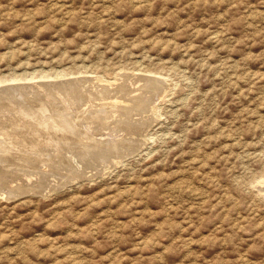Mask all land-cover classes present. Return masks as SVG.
<instances>
[{"label": "rangeland", "instance_id": "rangeland-1", "mask_svg": "<svg viewBox=\"0 0 264 264\" xmlns=\"http://www.w3.org/2000/svg\"><path fill=\"white\" fill-rule=\"evenodd\" d=\"M0 80L1 130L48 172L0 194V264H264V0H0ZM58 112L120 155L57 142Z\"/></svg>", "mask_w": 264, "mask_h": 264}, {"label": "bare ground", "instance_id": "bare-ground-1", "mask_svg": "<svg viewBox=\"0 0 264 264\" xmlns=\"http://www.w3.org/2000/svg\"><path fill=\"white\" fill-rule=\"evenodd\" d=\"M81 72V71H80ZM142 73V72H141ZM86 74H87V72H86ZM93 74V73H92ZM42 76V75H41ZM51 76V75H50ZM76 76H78V75H76ZM81 76V75H80ZM84 76V75H83ZM92 76V75H91ZM30 77V76H29ZM85 77V76H84ZM94 77V76H93ZM121 77V76H120ZM144 77V76H143ZM157 77V76H156ZM155 76H153V77H151V75L150 76H147V77H144V79H145V84H144V87H146L149 91H150V96H146L147 95V92H146V95H144L145 94V92H143L144 94H141V95H139V96H137L136 95V97H134V98H130V100L132 99V100H135L136 99V101H134V102H132V103H134L133 105H137V104H139L140 106H142V107H144V112L146 113V110H145V108H148L149 107V105L150 104H152V102H153V100H154V98L153 97H155L156 96V94H155V96H154V93H158V92H162V86H165L166 87V85H163V84H161L160 82H162V81H160L158 78H156ZM51 78V77H50ZM49 78V79H50ZM53 78V77H52ZM64 78V77H63ZM127 78H128V76H127ZM127 78H126V80H127ZM130 78V77H129ZM135 78V77H134ZM141 78V77H140ZM44 79V78H43ZM75 79V78H74ZM102 79V78H101ZM124 79V78H123ZM122 79V80H123ZM136 79H137V77H136ZM139 79V78H138ZM143 79V80H144ZM29 80V78L27 79V81ZM36 80V79H35ZM59 80V79H58ZM64 80V79H63ZM66 80V79H65ZM80 80H83V79H79L78 81H80ZM91 80V79H90ZM97 80V79H96ZM130 80V79H129ZM128 80V81H129ZM141 80V79H140ZM143 80H142V83H143ZM1 81V80H0ZM3 81V80H2ZM15 81V80H14ZM17 81V80H16ZM83 81H85V80H83ZM89 81V80H88ZM136 81V80H135ZM7 82V81H6ZM10 82H12V81H10ZM21 82V81H20ZM44 82V81H43ZM69 82H71V81H69ZM77 82V81H76ZM86 82V81H85ZM130 82V81H129ZM137 82V81H136ZM86 83H88V82H86ZM91 82H89V84H90ZM94 83V82H93ZM97 83V82H96ZM121 83V82H120ZM163 83V82H162ZM9 84V83H8ZM12 84V83H11ZM28 84V83H27ZM85 84V83H84ZM161 84V85H160ZM10 85V84H9ZM73 85H75V83L73 84ZM124 85V84H123ZM132 85V84H131ZM134 85H136V84H134ZM133 85V86H134ZM68 86V85H67ZM66 86V87H67ZM119 86H121V85H119ZM139 86H141V84L139 85ZM143 86V85H142ZM65 87V88H66ZM77 87V86H76ZM75 87V88H76ZM122 87V86H121ZM125 87V86H124ZM20 88V87H19ZM22 88V87H21ZM32 88V87H31ZM49 88H51V87H49ZM84 88V87H83ZM135 88H137L136 86H135ZM134 88V89H135ZM168 88V87H167ZM11 89V88H10ZM16 89V88H15ZM79 89V88H78ZM103 89V88H102ZM131 89V88H130ZM9 90V89H8ZM36 90V89H35ZM106 90V89H105ZM107 90H109V89H107ZM7 91V90H6ZM16 91V93L15 94H17V90H15ZM19 91V90H18ZM22 91V90H21ZM101 91V90H100ZM119 91V90H118ZM123 91V90H122ZM134 91V90H133ZM143 91V90H142ZM145 91V90H144ZM164 91V90H163ZM20 92V91H19ZM31 92V91H30ZM47 92V91H46ZM86 92V91H85ZM105 92V91H104ZM109 92V91H108ZM137 92V91H136ZM76 93V92H75ZM100 93H102V92H100ZM159 93V94H160ZM109 94H111L110 92H109ZM113 94H115V93H113ZM124 94V93H123ZM123 94H122V96H123ZM130 94V93H129ZM138 94V93H137ZM18 95H19V93H18ZM102 95V94H101ZM106 95V94H105ZM116 96L118 95V94H115ZM127 95V94H126ZM149 95V94H148ZM152 95H153V97H152ZM167 95V94H166ZM32 96V95H31ZM99 96V95H98ZM121 96V95H120ZM158 96V95H157ZM2 97V96H1ZM72 97V96H71ZM70 97V98H71ZM111 97H113V96H111ZM124 97V96H123ZM128 97V96H127ZM21 98V97H20ZM23 98V97H22ZM119 98V97H118ZM118 98H116L115 96H114V98L113 99H111L110 100V104L111 105H113V106H116V105H118V104H123L124 105V107H122V109H128L129 110V107H131V106H129V107H125V104L124 103H126V102H124L123 103V101L124 100H120V99H118ZM157 98V97H156ZM14 99V98H13ZM66 99V98H65ZM72 99V98H71ZM75 99H76V97H75ZM74 99V100H75ZM78 99H79V97H78ZM110 99V98H109ZM123 99V98H122ZM126 99V98H125ZM128 99V98H127ZM9 100V99H8ZM7 100V101H8ZM80 100V99H79ZM78 100V101H79ZM98 100V99H97ZM96 100V101H97ZM107 100V99H106ZM130 100H128V101H130ZM156 100V99H155ZM53 101V100H52ZM77 101V100H76ZM77 101V102H78ZM86 101V100H85ZM94 101V100H93ZM10 102V101H9ZM55 102H56V100H55ZM69 102H71V101H69ZM68 102V103H69ZM80 102V101H79ZM88 102V101H87ZM156 102V101H155ZM24 103V102H23ZM22 103V104H23ZM53 103V102H52ZM51 103V104H52ZM81 103V105H82V102H80ZM98 104H99V102H97ZM96 103V104H97ZM102 103V102H101ZM100 103V104H101ZM104 103H106V102H104ZM128 103V102H127ZM126 103V104H127ZM159 103V102H158ZM45 104H47V103H45ZM50 104V103H49ZM78 104V103H77ZM84 104H86V102L84 103ZM83 104V105H84ZM88 104V103H87ZM95 104V105H96ZM40 105V104H39ZM91 105V104H90ZM104 105V104H103ZM106 105V104H105ZM132 105V106H133ZM154 105V104H153ZM19 106V105H18ZM26 106V105H25ZM28 106V105H27ZM37 106V105H36ZM41 106V105H40ZM45 106V105H44ZM65 106V105H64ZM63 106V107H64ZM72 106V105H71ZM120 106V105H119ZM128 106V105H127ZM151 106V105H150ZM10 107V106H9ZM23 107V106H22ZM33 107V106H32ZM39 107V106H38ZM37 107V108H38ZM46 107H47V105H46ZM46 107H44V108H46ZM50 107V106H49ZM58 107V106H57ZM87 107V106H86ZM85 107V108H86ZM94 106H92V108H93ZM97 107V106H96ZM107 107V106H106ZM109 107H111V106H108V109H109ZM121 107V106H120ZM21 108V107H20ZM27 108V107H26ZM41 108V107H40ZM39 108V110H37L38 112H41V113H44V111H45V109H40ZM65 108V107H64ZM70 108V107H69ZM75 108V107H74ZM84 108V109H85ZM102 108H104V107H102ZM116 108V107H115ZM136 108H137V106H136ZM47 109V108H46ZM59 109H61V108H59ZM80 109V108H79ZM97 109V108H96ZM111 109V108H110ZM109 109V110H110ZM138 110H139V112H138V114L140 113V109L139 108H137ZM15 110V109H14ZM49 110H51V112L53 111V109H49ZM48 110V111H49ZM55 110H57V109H55ZM65 110V112H66V109H64ZM78 110V109H77ZM83 110V109H82ZM91 110V109H90ZM106 110V109H105ZM120 110V109H119ZM119 110H117V112L119 111ZM131 110H133V109H131ZM141 110H142V108H141ZM150 109L148 108V110L147 111H149ZM151 110H153V108L151 107ZM47 111V112H48ZM57 111H59V110H57ZM68 111H69V109H68ZM81 111V110H80ZM86 111V110H85ZM137 111V110H136ZM2 112V111H1ZM5 112V111H4ZM9 112V111H8ZM17 112V111H16ZM27 112V111H26ZM50 112V111H49ZM56 112V111H55ZM61 112V111H60ZM60 112H58L59 114H60V116L62 117L61 118V120H60V122H57V121H55L54 123H53V121H52V124L50 125V131H53L52 133H55L56 134V136L55 137H57V142H59L60 140L61 141H63V140H66V139H70V136L68 137L67 135H71V134H74V133H77V135L80 137L79 138V143H77L78 145H79V148H78V150H82L81 151V153H82V155H88L89 153H92V154H94L93 152H96L97 153V155H106V154H115L116 153V155L118 156V153L121 151V145H124L125 143H123L122 144V142H124L126 139L124 138V139H120V137L121 136H119V132L117 133H115V131L114 132H111V131H109V132H107L105 135H108L107 137L105 136V135H103L105 138H103V139H101V135L99 136L100 138H95V137H93V135L94 134H92V133H90V134H87L86 132H85V130H79V131H77L76 130V125L75 124H73V123H75L74 122V120H72V119H68L69 117H67L66 115H68L67 113L66 114H63L64 113V111H63V113H60ZM82 112V111H81ZM80 112V113H81ZM88 112H91V111H88ZM108 112H110V111H108ZM151 112V111H150ZM23 113H25V112H23ZM29 113H34L33 111H31V112H29ZM36 113V112H35ZM78 113H79V111H78ZM79 113V114H80ZM84 113V112H83ZM87 113V112H86ZM85 113V114H86ZM125 113H127L126 111H125ZM133 113V112H132ZM131 112H130V114H132ZM137 113V112H136ZM7 114H9V113H7ZM16 114V113H15ZM19 114V116H20V113H18ZM49 114V113H48ZM76 114V113H75ZM92 114V113H91ZM91 114H88L87 116L88 117H86L87 119L88 118H91V119H98L99 117H100V114L99 115H93V116H90ZM107 114V113H106ZM109 114V113H108ZM117 114V113H116ZM129 113H128V115H130ZM134 114V113H133ZM6 115V114H5ZM77 115V114H76ZM81 115H83V114H81ZM104 115V114H103ZM127 115V114H126ZM145 115V114H144ZM9 116V115H8ZM22 116H23V114H22ZM41 116H42V114H41ZM46 116V115H45ZM52 116V115H51ZM70 116V115H69ZM78 116H80V115H78ZM86 116V115H85ZM84 116V117H85ZM95 116V117H94ZM107 116V115H106ZM110 116H112V115H110ZM131 116V115H130ZM1 117V116H0ZM10 117V116H9ZM47 117V116H46ZM53 117V116H52ZM56 117H58V116H56ZM83 117V116H82ZM105 117V116H104ZM109 117V116H108ZM25 118V117H24ZM33 118V117H32ZM32 118H31V116H30V120H32ZM44 118V117H43ZM48 118H49V116H48ZM77 118V117H76ZM115 118V117H114ZM116 118H119V117H116ZM26 119H28V117L26 118ZM35 119V118H34ZM37 119V118H36ZM45 119V118H44ZM78 120H79V118H77ZM100 119L102 120L103 119V116H101L100 117ZM100 119H98V120H100ZM113 119V118H112ZM124 119V118H123ZM122 119V120H123ZM47 120V119H46ZM58 120V119H57ZM81 120V119H80ZM85 120V119H84ZM98 120H96V121H98ZM104 120V119H103ZM107 120V119H106ZM109 121H110V119H108ZM107 120V121H108ZM1 121V120H0ZM33 121L35 122V120H32V123H33ZM45 121V120H44ZM44 121H42V122H44ZM107 121H106V125L107 124H109V123H107ZM112 121V120H111ZM126 121H128V120H126ZM3 123H4V121H2ZM19 122V121H18ZM30 122V121H29ZM37 122V121H36ZM40 122V121H39ZM46 122V121H45ZM105 121H103V123H104ZM129 122V121H128ZM48 122H46L45 123V126L44 127H46V124H47ZM85 123V122H84ZM93 123H94V121H93ZM97 123V122H96ZM125 123V122H124ZM137 123V122H136ZM25 124H26V122H25ZM28 124V123H27ZM36 124V123H35ZM34 124V125H35ZM38 124V123H37ZM36 124V125H37ZM41 124V123H40ZM82 124V123H81ZM111 124H113V123H111ZM110 124V125H111ZM3 125V124H2ZM4 125H5V123H4ZM3 125V126H4ZM18 125V124H17ZM29 125V124H28ZM44 124H42V126H43ZM98 125V124H97ZM105 125V126H106ZM129 125V124H128ZM137 125V124H136ZM6 126V125H5ZM26 126V125H25ZM33 126V125H32ZM37 126H41V125H37ZM37 126H36V128H37ZM91 126V125H90ZM101 126H102V124H101ZM113 126H114V124H113ZM133 126V125H132ZM139 126V125H138ZM21 126H19V128H20ZM28 127V126H27ZM31 127V126H30ZM29 127V128H30ZM84 127V126H83ZM86 127V126H85ZM92 127V126H91ZM90 127V128H91ZM98 127V126H97ZM115 127V126H114ZM126 127V126H125ZM128 127V126H127ZM130 127V126H129ZM144 127V126H143ZM15 128V127H14ZM18 128V129H19ZM43 128V127H42ZM81 128V127H80ZM87 128V127H86ZM99 128V127H98ZM102 128H103V130H105V128L102 126ZM117 128H118V126H117ZM117 128H115V130L117 129ZM122 128H124V127H122ZM121 128V129H122ZM16 129V128H15ZM21 129H23V128H21ZM26 129V128H25ZM32 129V128H31ZM30 129V130H31ZM38 129V128H37ZM36 129V130H37ZM41 129V128H40ZM46 128H44V130H45ZM48 129V128H47ZM106 129H108V128H106ZM5 130V129H4ZM7 130H9V129H7ZM7 130H5V131H7ZM17 130V129H16ZM35 130V129H34ZM87 130H88V128H87ZM112 130V129H111ZM131 130V129H130ZM26 131V130H25ZM38 131V130H37ZM96 131V130H95ZM100 131V130H99ZM113 131V130H112ZM120 131H122V130H120ZM12 132V131H11ZM11 132H3L2 130H1V128H0V175H2L3 173H6L7 175L9 174V173H13V172H11L12 170L11 169H14V168H10V166H11V164L12 165H17L16 167H18L19 166V168H15V169H17L16 171H18V172H20L21 171V174H23L24 176H25V180H22L23 182H22V184L20 183V184H17L16 186H13V187H16V188H13V189H11V186L10 187H7V188H5V186H2V185H0V186H2L1 188H0V194H2V195H4V196H9V197H11L13 194H16L17 192H19L20 191V189L22 190V186L23 185H29V187L32 185H30V183H27V182H30V180H31V177H38V175L40 174L41 175V173L42 172H46L45 170H42V169H39V167H40V165H42V161L43 160H45V158L44 159H41V161H39V163L38 164H34L33 162H31V159L33 158V157H30L31 156V154L29 155V154H26V156L28 155L30 158H24V155L22 154V155H19V153H18V151H20V150H22L23 148H25V147H23L22 145L20 146V143H22V142H20V141H18L16 138H14V136H12V135H15V131H14V134H12ZM28 132V131H27ZM122 132H124V131H122ZM126 132H127V130H126ZM18 133V132H17ZM25 132H23V134H24ZM29 133L31 134V132L29 131ZM35 133V132H34ZM39 133H40V131H39ZM43 133H44V131H43ZM103 133H104V131H103ZM102 133V134H103ZM127 133H129V132H127ZM131 133V132H130ZM49 134H51V132H49ZM80 134V135H79ZM96 134V133H95ZM98 134H100V133H98ZM26 135V134H25ZM51 135H53V134H51ZM124 135H125V133H124ZM18 136H19V133H18ZM17 136V137H18ZM41 136V135H40ZM73 136V135H72ZM71 136V137H72ZM91 136L94 138L93 139V142L92 143H90L89 141H88V139L89 138H91ZM134 136V135H133ZM43 137V136H42ZM28 138V137H27ZM32 138H33V136H32ZM31 138V139H32ZM131 138V137H130ZM18 139H20V138H18ZM30 139V138H29ZM31 139L29 140V141H31ZM50 139H51V137H50ZM52 139L56 142V138H53L52 137ZM74 139V138H73ZM133 139V138H132ZM21 140V139H20ZM23 140V139H22ZM36 140V139H35ZM68 140H66V142L68 141ZM60 141V142H61ZM23 142H25V141H23ZM28 142V141H27ZM75 142V141H74ZM133 142V141H132ZM142 142V141H141ZM30 143V142H29ZM32 143V142H31ZM34 143V142H33ZM39 142H37V144H38ZM62 143V142H61ZM68 143H70V142H68ZM35 144H36V142H35ZM41 144V143H40ZM73 144H75V143H73ZM25 145H26V143H25ZM24 145V146H25ZM30 145V144H29ZM39 145V144H38ZM56 146L54 147L55 149H53L54 151H56V150H58L59 149V147H60V145L61 144H59V143H57V144H55ZM76 145V144H75ZM77 145V146H78ZM131 145V144H130ZM62 146V145H61ZM133 146H134V144H133ZM28 147V146H27ZM67 147V146H66ZM123 147L124 146H122V149H123ZM29 148V147H28ZM51 148V147H50ZM58 148V149H57ZM125 148H127V147H125ZM124 148V149H125ZM135 148V147H134ZM60 150V149H59ZM65 150V149H64ZM68 151H69V149H67ZM67 150H65V151H67ZM77 150V151H78ZM127 150V149H126ZM23 151V150H22ZM25 151V150H24ZM37 151V150H36ZM31 152V151H30ZM40 152V151H39ZM38 152V153H39ZM64 152V151H63ZM70 152H73V151H70ZM125 152V151H124ZM18 153V154H17ZM24 153V152H23ZM34 153V152H33ZM42 153H43V151H42ZM59 153V152H58ZM65 153V152H64ZM25 154V153H24ZM45 154V153H44ZM54 154V153H53ZM68 154H69V152H68ZM72 154V153H71ZM132 154V153H131ZM19 155V156H18ZM57 155V154H56ZM74 155V154H73ZM81 155V156H82ZM97 155H96V157H97ZM119 155H120V153H119ZM50 156V155H49ZM49 156H47V157H49ZM59 156V155H58ZM81 156H79V157H81ZM83 156V157H84ZM13 157H16V159L14 158V159H12ZM46 157V158H47ZM52 157H53V155H52ZM67 157V155H65V158ZM72 157V156H71ZM93 157L95 158V156L93 155ZM103 158H104V156H102ZM114 157H116V156H114ZM113 157V158H114ZM77 158V157H76ZM75 158V159H76ZM100 158H101V156H100ZM112 158V157H111ZM112 158V159H113ZM37 159V158H36ZM63 159V158H62ZM70 159V158H69ZM72 159H74V158H72ZM97 158H95V160H96ZM34 160H35V158H34ZM33 160V161H34ZM51 160V159H50ZM54 160V159H53ZM57 160V159H56ZM58 160H60V159H58ZM79 160V159H78ZM87 160H89V159H87ZM62 161V160H61ZM73 161V160H72ZM75 161H77V160H75ZM80 161H82V157L80 158ZM90 161V160H89ZM99 161H102V159H100ZM98 161V162H99ZM35 162H36V160H35ZM46 162V161H45ZM47 162H49V161H47ZM46 162V163H47ZM79 162V161H78ZM91 162V161H90ZM92 162H94V161H92ZM91 162V163H92ZM37 163V162H36ZM43 163H44V161H43ZM72 163V162H71ZM80 163V162H79ZM84 163H85V161H84ZM105 163H107V161L105 162ZM62 162L60 163V161L58 162H55L54 161V164L53 165H57V166H62ZM69 164V163H68ZM76 164V163H75ZM86 164H87V162H86ZM90 164V163H89ZM93 164V163H92ZM94 164H95V162H94ZM108 164H109V162H108ZM52 165V163L51 164H47L46 165V167L47 166H51ZM91 165V164H90ZM90 165H85V167H89ZM97 165H98V163H97ZM105 165V164H104ZM103 165V166H104ZM24 166V168H26V169H24V168H20V167H23ZM64 166V165H63ZM67 166V165H66ZM93 166V165H92ZM54 167V166H53ZM71 167V166H70ZM36 168H37V170H36ZM41 168V167H40ZM66 168V167H65ZM64 168V169H65ZM81 168V167H80ZM93 168H94V166H93ZM14 169V170H15ZM56 169H57V167H56ZM58 169H59V167H58ZM62 169V168H61ZM70 169V168H69ZM77 169H78V167H77ZM84 169V168H83ZM11 170V171H10ZM47 170V169H46ZM50 170V169H49ZM15 171V172H16ZM50 171H52V170H50ZM66 171H68V168H67V170ZM70 171V170H69ZM73 171V170H72ZM15 172H14V174H15ZM60 172V171H59ZM76 172V171H75ZM17 173V172H16ZM48 172H46V174H47ZM70 174L72 173V172H69ZM73 173H74V171H73ZM81 173V172H80ZM79 173V170H78V174H80ZM99 173V172H98ZM42 174H44V173H42ZM58 174V173H57ZM61 174V173H60ZM96 174V173H95ZM3 175H5V174H3ZM17 175V174H16ZM19 175H20V173H19ZM54 175V174H53ZM68 175V174H67ZM74 175V174H73ZM14 176V175H13ZM12 176V177H13ZM47 176H51L52 177V175H47ZM1 177V176H0ZM46 177V176H45ZM78 177V176H77ZM14 178V177H13ZM19 178V177H18ZM41 178V177H40ZM1 179V178H0ZM16 179V178H15ZM21 179H22V177H21ZM50 179V178H49ZM57 179V178H56ZM63 179V178H62ZM2 180V179H1ZM5 180V179H4ZM33 180V179H32ZM48 180V179H47ZM65 180H66V178H65ZM19 181V180H18ZM51 181H53V180H50V182ZM62 181H64V180H62ZM2 182V181H1ZM3 182H5V181H3ZM262 182V181H261ZM15 183H17V182H15ZM60 183V182H59ZM12 184H13V182H12ZM46 184H48V182L46 183ZM52 184V183H51ZM36 185V184H35ZM56 185V184H55ZM258 185V184H257ZM46 186V185H45ZM49 186H50V184H49ZM33 187V186H32ZM258 187H260V186H258ZM256 188V187H255ZM262 188V187H261ZM264 188V187H263ZM24 189H25V187H24ZM32 189V188H31ZM30 189V190H31ZM37 189H39V188H37ZM44 189V188H43ZM61 189H62V187H61ZM260 189V188H259ZM26 191V190H25ZM28 191H29V189H28ZM261 191V190H260ZM21 192H23V191H21ZM21 192L19 193V194H21ZM259 192V191H258ZM23 194V193H22ZM3 196V197H4ZM15 197V196H14ZM10 199V198H9Z\"/></svg>", "mask_w": 264, "mask_h": 264}]
</instances>
